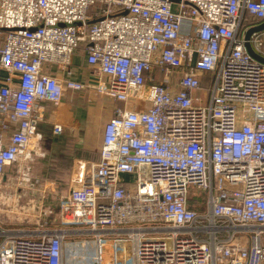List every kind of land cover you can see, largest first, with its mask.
Wrapping results in <instances>:
<instances>
[{"label":"built area","instance_id":"1","mask_svg":"<svg viewBox=\"0 0 264 264\" xmlns=\"http://www.w3.org/2000/svg\"><path fill=\"white\" fill-rule=\"evenodd\" d=\"M263 22L264 0H0V177L32 179L44 103H116L55 215L0 218V264H66L68 238L92 264H264V64L244 45ZM248 42L264 58V30ZM79 48L91 81L47 71Z\"/></svg>","mask_w":264,"mask_h":264},{"label":"crops","instance_id":"2","mask_svg":"<svg viewBox=\"0 0 264 264\" xmlns=\"http://www.w3.org/2000/svg\"><path fill=\"white\" fill-rule=\"evenodd\" d=\"M47 71L78 82H89L94 76L93 69L86 64L82 48L75 52L72 65L68 69L60 71L56 66L51 65ZM155 77L158 80L161 78L158 74ZM90 98L89 93L66 91L58 106L43 104L44 119L39 127L40 139L38 138V141L31 145V148L37 145L35 148L39 149L43 156L29 161L28 166L30 177L40 184L42 193L44 190V193L47 191L48 194L44 197L47 202L45 203L44 199L43 201L32 199L30 190L33 186L26 185L20 192V188L14 185V170L9 168L1 177L0 182V218L3 222L5 221V225L10 223L8 226L12 228H21L23 223L19 218L22 214L19 212L24 209L46 207L55 210L59 199L83 180L88 163L97 160L103 126L111 118L116 103L106 98H103L102 102L92 103ZM101 121L103 124L98 131L97 128ZM54 124L62 126L60 135L53 134ZM13 190L23 194L17 204H10L3 200V195ZM25 190L27 193L24 195ZM2 202L14 212H5L2 209L4 207Z\"/></svg>","mask_w":264,"mask_h":264},{"label":"rangeland","instance_id":"3","mask_svg":"<svg viewBox=\"0 0 264 264\" xmlns=\"http://www.w3.org/2000/svg\"><path fill=\"white\" fill-rule=\"evenodd\" d=\"M207 77H209L210 75L207 74ZM211 77V76H210ZM89 95L91 96L90 98V102L94 103V102H102L101 97L96 96L93 92H90ZM98 99V100H97ZM104 101V100H103ZM116 106V104H114V107ZM103 122H100V125H98V131H100V128L102 126ZM32 178L29 183H26L25 181L21 180L20 177L17 178V180H15V185L16 187H19V191L22 192L23 189L26 187V185H30L33 182ZM0 182H1V177H0ZM40 184H36L33 185V189L30 190V194L32 195V199L37 201H43L46 203L47 200H45L44 197L47 196V191L46 193L45 190L42 193V189L39 187ZM2 188H4L5 186H1ZM38 188V189H36ZM4 190V189H1ZM6 191H4L5 193ZM45 194V195H43ZM43 195V197L41 196ZM50 199V198H49ZM6 206V205H3ZM48 208L46 207H41V209L39 208H34V209H24V211H18L19 214L21 215V218H19L20 222H22V226L21 228L24 230H28V231H32L35 230L37 227L36 225H34L37 221H39L40 223L43 221L44 217V211H47ZM53 214L55 215V210H52ZM58 216V213H56ZM2 215V214H1ZM91 238V235H86L85 237L81 236L80 239H85L88 241V239ZM94 245L93 243L88 244L86 246H79L77 244H75V242L73 240H70V238H68L67 242L64 245V256H65V263L66 264H92L89 261L88 256L91 254V251L93 249Z\"/></svg>","mask_w":264,"mask_h":264},{"label":"water","instance_id":"4","mask_svg":"<svg viewBox=\"0 0 264 264\" xmlns=\"http://www.w3.org/2000/svg\"><path fill=\"white\" fill-rule=\"evenodd\" d=\"M262 30H264V22L261 23V24L258 25V26H254V27L249 28V29L246 31L245 35H244V40H245L244 45H245V48H246L248 54H249L252 58H254L255 60H257V61H259V62H261V63L264 64V58L261 57V56H259V55H257V54L252 50V48H251V46H250V44H249V42H248L249 37H250V35H251L252 33H254V32H259V31H262Z\"/></svg>","mask_w":264,"mask_h":264},{"label":"trees","instance_id":"5","mask_svg":"<svg viewBox=\"0 0 264 264\" xmlns=\"http://www.w3.org/2000/svg\"><path fill=\"white\" fill-rule=\"evenodd\" d=\"M251 22H253L252 18L249 15H247V17L245 19V23L248 24V23H251Z\"/></svg>","mask_w":264,"mask_h":264}]
</instances>
